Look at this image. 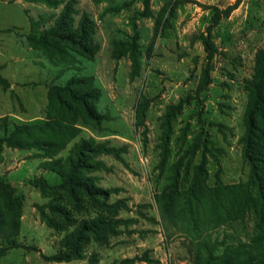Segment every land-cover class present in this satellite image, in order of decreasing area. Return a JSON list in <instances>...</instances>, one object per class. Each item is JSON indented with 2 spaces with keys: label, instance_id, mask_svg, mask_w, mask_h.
Wrapping results in <instances>:
<instances>
[{
  "label": "rangeland",
  "instance_id": "374dc122",
  "mask_svg": "<svg viewBox=\"0 0 264 264\" xmlns=\"http://www.w3.org/2000/svg\"><path fill=\"white\" fill-rule=\"evenodd\" d=\"M49 30L67 39L40 41ZM259 67L264 0H0V178L14 183L23 215L0 264H198L202 243L217 253L248 242L251 214L193 230L185 211L162 216L155 198L173 173L188 187L201 145L209 184L214 173L249 178L241 138ZM67 84L91 95L96 119L66 93L56 99L52 88ZM48 121L67 128L58 145L9 142L15 124ZM82 147L75 179L91 193L25 182L58 183L46 166L68 171ZM82 224L92 229L74 254L64 239Z\"/></svg>",
  "mask_w": 264,
  "mask_h": 264
},
{
  "label": "trees",
  "instance_id": "16d2710c",
  "mask_svg": "<svg viewBox=\"0 0 264 264\" xmlns=\"http://www.w3.org/2000/svg\"><path fill=\"white\" fill-rule=\"evenodd\" d=\"M67 39L59 30H49L46 35H40V41L47 43L48 36ZM83 34L79 38H73V42L80 43ZM39 42V40H36ZM205 46L209 48L207 38L204 39ZM260 71V73H259ZM258 81L253 85V95L250 107L247 110L244 124L245 133L242 135V157L243 161L250 166L249 178L238 183H224L220 175L213 174V183L209 184L210 170L207 166L208 146L201 145V159L195 165L190 183L186 189L181 188L176 173H173L170 183L165 190L156 195L155 201L158 203L160 213L174 218L180 210L187 214L186 223L193 230H199L201 225L213 222L236 221L245 215L251 214L254 217V233L245 243H228L221 245L222 250L214 253L215 245L202 243L205 254L198 258V264H264V68H258ZM74 83V81H73ZM59 102H66L61 93L67 94L72 100L81 103L86 116L96 119L97 115L90 105L88 99L90 94L77 92L73 86H55L52 88ZM65 94V95H66ZM38 128V133L36 132ZM64 129L67 128L46 122L36 126L34 124H15L9 134V142L18 148H28L24 139H33L34 146L37 145H58V140L64 136ZM17 135L18 138H14ZM45 141L39 142L38 138ZM208 144L213 145V149H219L215 142L207 138ZM81 144H84L82 141ZM82 147L76 153V158L71 162L69 159L68 171L61 168L47 167L48 170L56 172L60 180L58 183H50L43 176L29 178L27 182L34 187H38L42 194L47 190L60 189L66 186L79 185L81 182L75 179L78 167H81L83 155ZM88 193H91L86 184L79 185ZM177 210H174L176 209ZM22 198L15 194L14 185L9 181L0 178V235L3 236L8 246L0 247V254L8 251L14 245L13 236L18 233L21 222ZM43 215V214H42ZM48 220V219H47ZM92 229L87 224H82L75 234H70L64 239V247H70L75 254L78 241L82 238L84 231ZM68 257V256H67Z\"/></svg>",
  "mask_w": 264,
  "mask_h": 264
},
{
  "label": "crops",
  "instance_id": "0c3cea01",
  "mask_svg": "<svg viewBox=\"0 0 264 264\" xmlns=\"http://www.w3.org/2000/svg\"><path fill=\"white\" fill-rule=\"evenodd\" d=\"M7 173H8V172H7ZM27 179H29V176L26 177V180H27ZM25 182H27V181H25ZM10 183H11L12 185H14V183H13L12 181H10ZM27 183H28V182H27ZM22 219H23V215H21V222H22Z\"/></svg>",
  "mask_w": 264,
  "mask_h": 264
}]
</instances>
